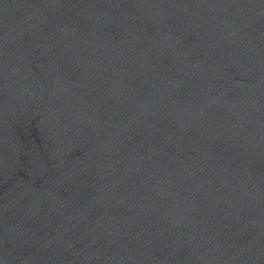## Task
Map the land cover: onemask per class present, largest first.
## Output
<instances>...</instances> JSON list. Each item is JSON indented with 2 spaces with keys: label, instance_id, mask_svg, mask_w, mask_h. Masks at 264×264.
Returning <instances> with one entry per match:
<instances>
[{
  "label": "water",
  "instance_id": "obj_1",
  "mask_svg": "<svg viewBox=\"0 0 264 264\" xmlns=\"http://www.w3.org/2000/svg\"><path fill=\"white\" fill-rule=\"evenodd\" d=\"M0 264H264V0H0Z\"/></svg>",
  "mask_w": 264,
  "mask_h": 264
}]
</instances>
